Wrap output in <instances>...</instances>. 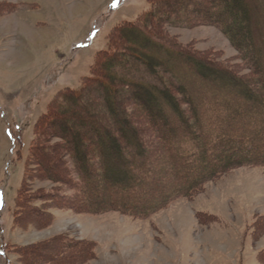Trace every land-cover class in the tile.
<instances>
[{
	"label": "rangeland",
	"instance_id": "rangeland-1",
	"mask_svg": "<svg viewBox=\"0 0 264 264\" xmlns=\"http://www.w3.org/2000/svg\"><path fill=\"white\" fill-rule=\"evenodd\" d=\"M148 9V0H0V264H262L264 230L255 239L253 226L264 215V166L224 172L191 196L170 193L172 183H162L170 152L159 147L156 129L144 127L146 145L130 150L136 159L115 166L111 186L97 180L98 197L127 209L73 210L86 194L72 161L70 185L38 177L37 123L61 91L91 75L115 28ZM168 33L247 73L217 27L170 26ZM207 67L200 70L219 71Z\"/></svg>",
	"mask_w": 264,
	"mask_h": 264
},
{
	"label": "trees",
	"instance_id": "trees-1",
	"mask_svg": "<svg viewBox=\"0 0 264 264\" xmlns=\"http://www.w3.org/2000/svg\"><path fill=\"white\" fill-rule=\"evenodd\" d=\"M148 3L136 20L115 28L110 48L97 57L81 87L61 91L37 123L32 159L38 177L70 185L72 161L83 182L79 189L86 195L71 203L73 210L128 208V203L98 197L97 180L107 179L110 185L115 166L136 159L130 150L146 145L144 127L156 129L159 147L170 152L173 165L162 179L172 183L170 193L191 196L224 172L264 166V0ZM199 24L221 30L247 73L217 61L216 54L182 45L168 33L170 26ZM129 41L136 46L125 47ZM207 66L219 71L208 75ZM117 68L116 79H110ZM130 104L136 106L134 113ZM253 227L257 239L264 215L256 217ZM257 260L264 264V248Z\"/></svg>",
	"mask_w": 264,
	"mask_h": 264
}]
</instances>
